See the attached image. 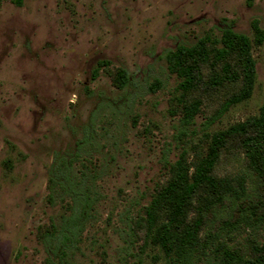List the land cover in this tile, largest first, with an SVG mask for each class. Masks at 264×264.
<instances>
[{
	"label": "rangeland",
	"instance_id": "rangeland-1",
	"mask_svg": "<svg viewBox=\"0 0 264 264\" xmlns=\"http://www.w3.org/2000/svg\"><path fill=\"white\" fill-rule=\"evenodd\" d=\"M255 24L264 31V0H0V264H167L137 221L184 150L191 159L207 134L259 114L264 43ZM227 29L253 43V95L206 127L236 89L226 85L186 125L166 55ZM101 61L109 64L95 78ZM118 69L130 75L124 89ZM239 144L220 175L243 174ZM86 197L88 214L70 224L56 258L44 236L79 216ZM226 242L250 256L264 244V221Z\"/></svg>",
	"mask_w": 264,
	"mask_h": 264
},
{
	"label": "trees",
	"instance_id": "trees-1",
	"mask_svg": "<svg viewBox=\"0 0 264 264\" xmlns=\"http://www.w3.org/2000/svg\"><path fill=\"white\" fill-rule=\"evenodd\" d=\"M255 31V42L263 44L264 31L258 24ZM166 59L169 71L180 79L175 100L186 125L195 121L205 96L226 85L236 89L207 119L206 127L253 95L257 63L253 43L245 34L227 29L220 38L205 36L192 46H178L167 53ZM108 64L101 61L93 76L96 78L99 68ZM114 76L118 89L128 86L127 70L118 69ZM235 141L240 143L245 170L238 178L222 176L218 173L219 165ZM205 143L206 147L195 150L191 159L184 150L170 165L169 178L159 185L137 221L144 229L145 243L157 248L167 264H197L208 255L213 258L212 264H264V244L246 256L226 242L231 235L264 221V105L258 115L207 134ZM50 181L55 183V179ZM81 199L84 202L80 215L66 221L59 231L54 229L44 236L49 252L56 258L62 259L65 254V241L73 233L70 224H80L88 214L89 200ZM53 240L58 242L51 247Z\"/></svg>",
	"mask_w": 264,
	"mask_h": 264
}]
</instances>
